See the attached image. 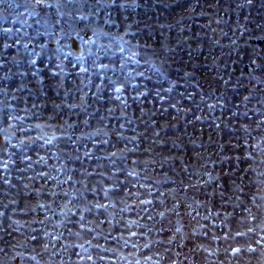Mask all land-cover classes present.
<instances>
[{"label": "rangeland", "instance_id": "374dc122", "mask_svg": "<svg viewBox=\"0 0 264 264\" xmlns=\"http://www.w3.org/2000/svg\"><path fill=\"white\" fill-rule=\"evenodd\" d=\"M0 264H264V0H0Z\"/></svg>", "mask_w": 264, "mask_h": 264}, {"label": "snow or ice", "instance_id": "6c2138e0", "mask_svg": "<svg viewBox=\"0 0 264 264\" xmlns=\"http://www.w3.org/2000/svg\"><path fill=\"white\" fill-rule=\"evenodd\" d=\"M36 2L37 3H42L43 0H36ZM82 71H86V69H82ZM97 207H107V205H97ZM132 235H136V233L133 232ZM33 239H35V237H33ZM233 251H234V253L235 252H239V249H234ZM33 259H34V257H33ZM87 259L91 260L92 257L91 256H88Z\"/></svg>", "mask_w": 264, "mask_h": 264}]
</instances>
